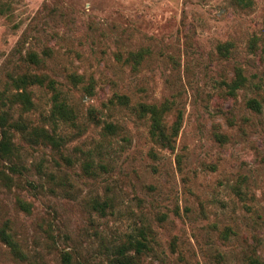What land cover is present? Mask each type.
I'll return each instance as SVG.
<instances>
[{
  "label": "rangeland",
  "instance_id": "374dc122",
  "mask_svg": "<svg viewBox=\"0 0 264 264\" xmlns=\"http://www.w3.org/2000/svg\"><path fill=\"white\" fill-rule=\"evenodd\" d=\"M28 73L43 84L17 88ZM0 92L19 123L0 228L20 251L0 239V264H120L139 227L149 249L133 264H264V0H0ZM164 100L167 123L181 112L171 150L137 113Z\"/></svg>",
  "mask_w": 264,
  "mask_h": 264
},
{
  "label": "trees",
  "instance_id": "16d2710c",
  "mask_svg": "<svg viewBox=\"0 0 264 264\" xmlns=\"http://www.w3.org/2000/svg\"><path fill=\"white\" fill-rule=\"evenodd\" d=\"M228 42H224L218 45V50H227ZM128 59L136 62L140 59L141 55L139 52L129 53ZM28 58H34V53L28 54ZM44 77L34 73L22 74L18 76L14 81L17 88L24 89L26 84H43ZM242 76L240 73H236L235 78L227 84L229 94H233L234 90L241 84ZM51 88L53 85L51 81L48 80L47 84ZM16 98L24 100L28 102V97L25 91H20L13 94ZM119 99H122V102H125V96H119ZM4 102L2 101V92H0V163L8 162L10 163V168L13 170V158H14V147H13V134L10 131V128L17 129L19 126L18 122L10 123L8 121L9 114L3 109ZM247 105L251 108L258 109L259 104L255 99H249L247 101ZM171 104L167 101H162L160 103H138L137 105V113L139 116L145 117L148 121V136L151 141L158 145L159 147L166 149H173L176 135L178 133L180 124H181V112L179 109L175 110V114L173 115V119L170 123H167L165 120L166 113L170 110ZM69 111L65 108L64 103L58 101L54 95V99L52 101L51 108V117L62 118ZM112 125L110 123H106L104 125V130L111 131ZM22 131V130H20ZM28 137L31 140L35 141L39 138L42 143L49 144L52 147H58L60 143V137L55 135L54 131H49L44 127H33L31 131L27 133ZM88 164L85 163L84 167H87ZM95 208L99 212H103V208L108 206L106 200L95 201ZM21 206H26V203H20ZM25 208V207H24ZM150 229L148 228V234ZM137 236H129V238L122 244L116 245L114 247L115 261L120 264H133V256L139 255L145 250L149 249V239L147 242L146 231L144 227H139L137 229ZM0 239L10 247L13 252H17L20 255L18 243L12 239L11 235L6 231L5 227L0 228ZM63 264H69L70 259L68 253L62 254ZM252 264H258L256 261H251Z\"/></svg>",
  "mask_w": 264,
  "mask_h": 264
}]
</instances>
